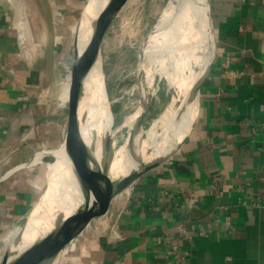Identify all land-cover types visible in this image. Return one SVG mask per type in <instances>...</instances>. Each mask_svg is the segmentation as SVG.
I'll use <instances>...</instances> for the list:
<instances>
[{
    "label": "crops",
    "instance_id": "1",
    "mask_svg": "<svg viewBox=\"0 0 264 264\" xmlns=\"http://www.w3.org/2000/svg\"><path fill=\"white\" fill-rule=\"evenodd\" d=\"M88 1L49 0L56 40L47 77L44 0H0V264L38 199L37 168L29 164L62 143L76 111L71 83L66 124L43 102L60 61L77 54ZM27 6L36 11L38 30L43 17L45 40L42 31L32 47L16 24ZM211 6L215 56L189 133L172 157L110 201L113 223L93 264H264V0ZM175 136L176 130L159 144Z\"/></svg>",
    "mask_w": 264,
    "mask_h": 264
},
{
    "label": "bare ground",
    "instance_id": "2",
    "mask_svg": "<svg viewBox=\"0 0 264 264\" xmlns=\"http://www.w3.org/2000/svg\"><path fill=\"white\" fill-rule=\"evenodd\" d=\"M98 1L99 0H90V8L94 10L91 9L81 21L82 49L86 45L89 37L90 23L98 11H100L101 7L99 8ZM187 1L188 0H169L167 7L159 20V24H166V29L165 31L155 34L151 39L153 42L152 45L156 46L161 56H156L158 61H148L149 70L152 69L151 75L149 76L150 83H153L156 75L160 78L164 77L170 88L174 87L178 92L182 93L183 102L180 103L176 96L172 97L163 113L153 121L152 126L148 130L143 132L144 137L142 138V146L140 148L138 146V139L133 133L135 128V123L131 120L133 115L127 117L125 123L122 125V127H127L128 133H130L127 142L124 145L121 144L122 146L120 145L119 148H115L116 134L119 130L113 128L112 113L104 80L101 54L95 61L88 79L86 80V83H89L90 87L85 94L86 96L83 99V102L81 101L82 104L79 113L81 115L84 109H88L89 115L93 113V117L96 116L97 120L95 124L93 121V123H89L87 126H82V135L92 151L96 165L100 167L103 165L100 147H97L96 150L93 147V140L95 138V133L93 131L94 126L103 136L112 137V148L116 151V154L109 170L111 178L124 176L132 170H135L138 167L136 158L146 156L147 158L152 159L165 153L183 136L193 119L197 107V97L186 109H184V100L189 96L190 90L196 80V76L190 79L191 81L188 83L189 79H186V72L195 67L199 69L203 68L202 65L207 60L210 41L208 26L203 17L206 10L204 9V6L202 7V3L200 4L196 1L195 4H189L190 10L193 9L194 12L192 15L193 17L191 20L184 22V11L188 8ZM23 21L19 22L21 28L25 27ZM25 38L27 37L25 36ZM27 57L30 56L27 55ZM138 83V89L142 94H145L143 84L140 81ZM134 87H136V85ZM141 100H143V97ZM95 111H97V114ZM136 114L137 113L135 112L134 115ZM174 130H176V136L172 141L164 145L159 144L161 140ZM164 135L165 137H163ZM123 138L121 137V139ZM74 142L75 131L72 127L63 147L54 152L52 150L45 151L38 160L32 162L34 165L39 164L46 154H56L58 157L57 166L51 175L48 176L49 187L47 192L41 200L38 208L35 210L34 216L24 232V242H26L24 247L28 246L29 242L35 237L37 233V221L40 220L39 217L42 213H46L48 208L57 204L64 213L69 215L75 208L81 205L83 201L82 195L79 193L77 178L72 164ZM131 185L132 183L124 186L119 191L120 194L127 195L130 191ZM93 209H95L94 206H90L84 213H89ZM103 211L104 214H106L107 207H104ZM78 221L79 220L75 221L67 231H80L82 226ZM49 224L50 223L46 224L44 233L49 230L50 227H47Z\"/></svg>",
    "mask_w": 264,
    "mask_h": 264
},
{
    "label": "rangeland",
    "instance_id": "3",
    "mask_svg": "<svg viewBox=\"0 0 264 264\" xmlns=\"http://www.w3.org/2000/svg\"><path fill=\"white\" fill-rule=\"evenodd\" d=\"M168 2L169 0H121L120 4L113 11L106 23L102 34L101 58L108 99L113 113V128H118L123 125L127 117L131 115H133L131 120L134 121L136 116L134 114L139 110L142 104L141 98L143 94L138 89L136 82L138 76L137 70L139 69L138 64L140 49L150 30L160 20ZM22 10L23 12H26L27 18L26 15L22 13L24 18H19L20 21L17 20L16 24H19L18 22L24 20L23 23L25 27H20V35L24 37L23 42L25 45L32 47L36 43L38 33H41L42 31L43 37L42 35L40 37L45 40L44 28L42 30L43 13L40 8L39 12L42 18L38 21V30L37 20L35 19L36 17H33L32 15L36 13L33 7L27 6V8L24 7ZM79 32H81V29ZM25 36L27 38H25ZM61 41L64 43V38H61ZM76 41L77 39L75 42ZM152 43L153 42L151 41V45ZM60 45L66 49L64 44ZM151 45L149 44L148 46L150 48V53L147 50L148 61L157 60V55L161 56L156 46ZM75 46L76 50L79 49V51H82V34L79 36V42L77 41ZM64 58L65 59H62L58 64L57 75L55 76V86L52 87V90H49V86L46 87V98L43 102L46 109L51 107L52 110L54 109L57 111L58 120H60L61 125L66 124L68 120L69 104L68 101H66V91L69 90L70 83L71 87H73L77 81L75 71L76 52L70 51V53H68ZM203 68L199 69L195 67L186 72V79H189L188 83L191 81L190 79L195 76L197 80ZM146 72L149 76L151 75L152 69L149 70V64ZM138 80L143 84L145 91L147 92L148 88L146 86V78L143 71L139 74ZM165 80L166 79L164 77L160 78L156 75L152 83L154 92L153 104L143 120L141 130L142 138L144 137L143 132L152 126L153 121H155L163 113L164 109L174 96L173 89L169 87L167 81ZM135 85L136 87H134ZM89 87V83H85V94L88 92ZM68 92L69 96H71L72 91L70 92L69 90ZM180 94L182 95L181 92ZM82 102L80 103V106ZM55 105H58V107H55ZM64 128V139L57 148H54L55 150L52 149L53 152L64 146V142L66 141V137L69 132V124L67 123V125H64ZM129 134L130 133H128L127 127L120 128L116 134L117 138L115 142L117 144L115 143V148H119L121 144L124 145L127 142ZM121 137L124 138L121 139ZM114 152L116 151L114 150ZM54 155H44L39 164H32L34 160L29 164L33 167V170L37 168L36 178L38 181L37 186L39 189V195L34 206L41 202L49 187L48 176L51 175L58 162L57 155ZM41 156L42 154H40L36 160H38ZM123 196H125V194H120L119 192L118 197L115 198L116 201L119 202ZM110 209L111 208H109L106 214L98 213L92 215L88 223L84 222V225L82 224L80 231H66L60 242H58L53 250L52 261L50 264H93L100 241L103 237L109 234L113 223ZM29 213L24 223L29 217ZM62 244L65 245L62 247Z\"/></svg>",
    "mask_w": 264,
    "mask_h": 264
},
{
    "label": "water",
    "instance_id": "4",
    "mask_svg": "<svg viewBox=\"0 0 264 264\" xmlns=\"http://www.w3.org/2000/svg\"><path fill=\"white\" fill-rule=\"evenodd\" d=\"M196 1H198L200 4L202 3V7L204 6V9L206 10L203 17L208 26L211 54L207 64L204 66L200 76L190 90L189 96L184 100V109L188 108L190 104L195 100L201 86L203 85L205 79L208 77L214 60L216 48L211 0H188V8L184 11V22L192 19V15L194 12L193 9L190 10L189 4H195ZM120 2L121 0L98 1L99 4H97L99 8H101L90 23V33L88 35L89 37L87 39V43L80 53L78 52V50H76L77 54L75 61V71L77 75V81L72 87V94L75 93L79 95V102L76 106V111L73 115V119L69 123V132L73 127L75 131V142L72 152V164L77 178L79 193L82 195L83 201L81 205L75 208L69 215L64 213L57 204L53 205L51 208H48V210H46V213H42L39 217L40 220L37 221V233L35 237L29 242L28 246L24 247L26 243L24 242V232L29 222L32 220L34 212L38 208L40 203L36 204L33 208H31L29 217L23 224L15 239L12 241L9 251L6 254L2 264H50V262L52 261V253L54 248L62 239L63 234L75 221L79 220L78 222L82 226V224L84 225V222L88 223L90 221L92 215L98 213L104 214L103 208L107 207L108 209L110 201L115 195L119 194V191L124 186L132 183L142 174L148 172L149 170H152L153 168H156L167 159L172 157L180 149L182 143L185 141L189 133L190 128L183 136V138L178 141V143L171 146L165 153L155 158L150 159L146 156L136 158L138 167L135 170H132L127 175L117 178H111L109 175V170L116 154L112 148V137L103 136L94 126L93 131L95 133V138L93 140V147L95 150L97 147H100L103 161L102 167L96 165L95 159L92 155V151L88 147L84 136L82 135L81 125L87 126V124L93 123V121L95 124L97 117H93V113L89 115L88 109H84L80 115L79 109L82 99H84L86 96V80L88 79L95 61L101 54L102 34L105 29L106 23L108 22L110 16L118 7ZM90 4L91 2L89 0L84 10L82 11L79 22H81L82 19L92 9L90 8ZM44 9L47 25L45 72L46 76L50 77L54 71L56 37L54 29V19L49 0H44ZM165 29L166 24H159L158 21L148 33L140 49L138 76L141 71L144 72L148 91H145V94L143 93L142 104L139 110L136 112L137 114L134 118L135 128L133 130V133L138 139L139 148L142 146L141 130L143 120L147 112L152 107L154 94L152 83H150L149 75L146 72L148 67V51L150 53V48L148 46L151 42L152 37L159 32L165 31ZM138 76L136 82L139 85ZM172 89L177 100L180 103L183 102V98L180 92H178V90L174 87H172ZM71 108H73V106ZM95 113L97 114V111H95ZM120 127L122 128V125ZM120 127L114 129L119 130ZM90 206H94L95 209H93L89 213H84ZM47 223H50L47 226L50 228L47 232L44 233V228ZM64 245L65 244H62V247Z\"/></svg>",
    "mask_w": 264,
    "mask_h": 264
},
{
    "label": "built area",
    "instance_id": "5",
    "mask_svg": "<svg viewBox=\"0 0 264 264\" xmlns=\"http://www.w3.org/2000/svg\"><path fill=\"white\" fill-rule=\"evenodd\" d=\"M22 39H24V37H22ZM22 39H21V40H22ZM22 43H24L23 40H22ZM24 47H25V46H24ZM24 52L27 53V49L24 50ZM27 54H28V53H27ZM260 127H261V129L264 131V123H262Z\"/></svg>",
    "mask_w": 264,
    "mask_h": 264
}]
</instances>
